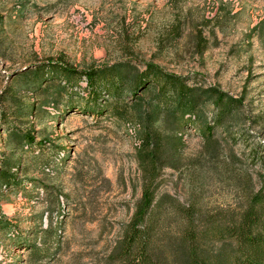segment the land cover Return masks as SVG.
I'll list each match as a JSON object with an SVG mask.
<instances>
[{"label": "rangeland", "instance_id": "1", "mask_svg": "<svg viewBox=\"0 0 264 264\" xmlns=\"http://www.w3.org/2000/svg\"><path fill=\"white\" fill-rule=\"evenodd\" d=\"M263 18L264 0H0V172L11 162L15 174L0 175V264H120L142 135L170 127L150 86L95 97L84 74L53 72L48 60L78 71L152 62L241 98L210 146L202 119L182 130L181 158L160 167L156 197L202 218L264 188V37L253 30ZM203 109L211 123L212 103ZM173 208L160 216L169 233L183 226Z\"/></svg>", "mask_w": 264, "mask_h": 264}, {"label": "trees", "instance_id": "2", "mask_svg": "<svg viewBox=\"0 0 264 264\" xmlns=\"http://www.w3.org/2000/svg\"><path fill=\"white\" fill-rule=\"evenodd\" d=\"M253 30L264 37V18ZM46 65L53 72L84 74L95 97L103 90L117 98L123 84L133 93L139 87L150 86L157 99L155 112H162L170 124L168 130L150 127L142 135L137 151L143 176L141 195L114 247V257L120 264H264L263 187L248 193L240 208H218L202 218L194 215L193 206L182 204L169 193L156 197L160 167L176 166L181 158L182 130L202 119L199 131L210 146L214 142V125L224 126L241 106V98L215 86L189 85L180 74L163 70L152 62H146L141 70L124 60L81 71L58 60H48ZM40 66L32 71L36 76ZM206 102L213 105L211 123L206 121L203 109ZM27 134L31 140L33 135ZM6 165L0 175L9 182L15 179V174L11 171L13 164ZM166 205L174 207L183 220L176 233L161 227L160 216Z\"/></svg>", "mask_w": 264, "mask_h": 264}]
</instances>
